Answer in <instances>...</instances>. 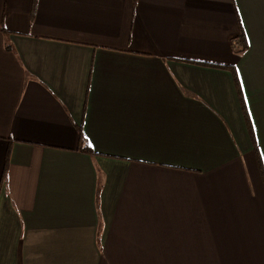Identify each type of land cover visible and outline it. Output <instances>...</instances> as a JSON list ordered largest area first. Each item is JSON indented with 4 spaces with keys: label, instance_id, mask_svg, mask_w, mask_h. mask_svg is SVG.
<instances>
[{
    "label": "crops",
    "instance_id": "crops-1",
    "mask_svg": "<svg viewBox=\"0 0 264 264\" xmlns=\"http://www.w3.org/2000/svg\"><path fill=\"white\" fill-rule=\"evenodd\" d=\"M0 264H264V0H0Z\"/></svg>",
    "mask_w": 264,
    "mask_h": 264
}]
</instances>
